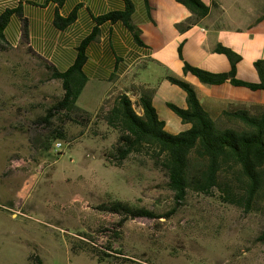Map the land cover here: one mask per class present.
Segmentation results:
<instances>
[{"label": "rangeland", "instance_id": "1", "mask_svg": "<svg viewBox=\"0 0 264 264\" xmlns=\"http://www.w3.org/2000/svg\"><path fill=\"white\" fill-rule=\"evenodd\" d=\"M62 94L38 56L0 49V264H33L32 255L43 264H264L259 206L249 211L220 192H190L177 204L148 157L105 161L117 132L97 117L88 129L61 113L42 122ZM58 129L64 139L52 136ZM114 200L162 217L120 225L121 215L99 209Z\"/></svg>", "mask_w": 264, "mask_h": 264}, {"label": "crops", "instance_id": "2", "mask_svg": "<svg viewBox=\"0 0 264 264\" xmlns=\"http://www.w3.org/2000/svg\"><path fill=\"white\" fill-rule=\"evenodd\" d=\"M131 1L132 22L140 30L141 42L122 21H107L100 26L98 38L88 48L84 69L89 80L79 97L80 107L96 112L111 92H127L134 100L138 97L134 88L155 89L154 106L166 123V131L178 134L190 129L191 124L184 123L167 105L171 102L188 107L187 93L167 79L174 75L194 86L200 103L219 126L218 119L224 123L227 118L229 122L241 110L252 115L264 110V90L254 91L230 82L204 84L184 71L179 54L182 47V55L191 65L226 73L231 69L230 60L215 51L221 44L242 57L237 77L258 82L254 62L264 58V0H203L210 6V13L185 30L177 25L186 22L192 13L176 0ZM125 7L123 0H0V16L7 9L21 8L34 52L65 72L75 63L77 49L92 32L95 19ZM74 11L77 17L72 23L62 29L55 25L57 14L68 18ZM21 27V17L14 14L4 31L9 46L20 47Z\"/></svg>", "mask_w": 264, "mask_h": 264}, {"label": "trees", "instance_id": "3", "mask_svg": "<svg viewBox=\"0 0 264 264\" xmlns=\"http://www.w3.org/2000/svg\"><path fill=\"white\" fill-rule=\"evenodd\" d=\"M55 1L61 3L63 0ZM123 1L125 10L112 11L95 19L92 32L77 49L75 63L65 72L59 71L34 52L30 45L28 22L22 16L21 8L7 9L0 16V49L9 46L5 41L4 31L11 17L19 15L22 21L20 46L43 61L49 79L60 80L62 83V96L48 108L41 121L50 125L51 119L61 113L62 118L70 119L83 129H88L93 118L97 117L117 132V139L105 156L107 163L122 167L133 156L148 157L167 176V186L173 192L177 204L182 203L190 192L207 196L220 192L225 201L243 206L249 211L259 206L258 209L264 216V110L259 115H252L247 110L233 114V119L244 123L243 129L221 127L200 103L194 86L174 75H168L167 79L187 93L188 107L182 108L171 102L167 105L184 123L191 124L190 129L178 134L166 131V123L160 119L154 106L155 89L134 88L138 95L136 100H132L124 91L115 95L111 92L96 112H89L78 105L79 97L89 80L84 69L88 61V48L98 38L100 26L107 21H122L136 41L141 42L140 30L132 22L134 5L131 0ZM176 1L192 13L186 22L177 25L180 30L197 24L210 13V6L203 0ZM76 17V11L68 18L57 14L55 25L62 29ZM215 51L225 54L230 60L229 72L213 73L191 65L184 59L180 47L184 71L192 73L207 85L230 82L254 91L264 90V58L254 62L259 81L250 82L237 77V65L242 60L239 54L221 44L217 45ZM52 136L64 139L65 133L58 129ZM99 209L121 215L120 225L138 217H162L144 207L121 200L103 203ZM30 259L33 264H43L39 256L32 255Z\"/></svg>", "mask_w": 264, "mask_h": 264}, {"label": "built area", "instance_id": "4", "mask_svg": "<svg viewBox=\"0 0 264 264\" xmlns=\"http://www.w3.org/2000/svg\"><path fill=\"white\" fill-rule=\"evenodd\" d=\"M64 146L65 145L62 141H58L55 143V150H62Z\"/></svg>", "mask_w": 264, "mask_h": 264}, {"label": "water", "instance_id": "5", "mask_svg": "<svg viewBox=\"0 0 264 264\" xmlns=\"http://www.w3.org/2000/svg\"><path fill=\"white\" fill-rule=\"evenodd\" d=\"M138 112L140 113V112H141V110L139 109V110H138Z\"/></svg>", "mask_w": 264, "mask_h": 264}]
</instances>
